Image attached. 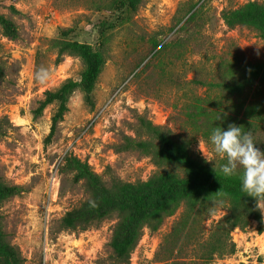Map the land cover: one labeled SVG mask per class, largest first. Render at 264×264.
<instances>
[{"label": "rangeland", "instance_id": "1", "mask_svg": "<svg viewBox=\"0 0 264 264\" xmlns=\"http://www.w3.org/2000/svg\"><path fill=\"white\" fill-rule=\"evenodd\" d=\"M113 1L0 0V13L18 29L17 37L9 38L0 28V225L23 264H119L109 245L117 212L86 227L81 220L75 228H66L61 218L97 198L90 182L74 178L73 158L87 162L106 187L114 180L145 181L166 168L155 165L149 154L122 147L125 136L147 138L138 128V116L178 139L201 128L204 111L234 118L264 109V82L244 87L240 94L206 86L236 84L243 66L264 62V40L257 30L228 27L222 15L264 0H142L127 15L115 10ZM98 24H105L107 40L93 92L95 104L87 106L76 89L46 144L55 104L37 116L33 110L46 90L67 78L79 80L83 69L75 55L65 54L56 64L54 41L62 28H71L69 38L95 44ZM156 33L163 50L152 49ZM152 58L153 64L145 67ZM197 80L205 84L193 82ZM194 138V151L217 165L212 145L201 135ZM227 207L224 198L214 213L198 222L196 240L207 239ZM182 210L165 217L156 230L144 226L126 264H264V228L259 234L254 224L231 232L233 254L203 260L180 258L174 250L166 258V242L172 240ZM262 216L264 221V212Z\"/></svg>", "mask_w": 264, "mask_h": 264}, {"label": "trees", "instance_id": "2", "mask_svg": "<svg viewBox=\"0 0 264 264\" xmlns=\"http://www.w3.org/2000/svg\"><path fill=\"white\" fill-rule=\"evenodd\" d=\"M141 2L142 0H114L112 5L115 10L127 15L134 13ZM11 9L16 11L13 6ZM222 15L228 27L251 26L264 40V2L251 1L234 9L224 10ZM192 18L193 16H190L188 20ZM104 25L96 26L99 28V41L95 44L69 38L71 28H62L59 37L54 41L57 48L56 64L65 54L75 55L80 58L83 69L79 80L67 78L58 87L46 90L44 97L33 110L34 116H37L46 106L55 104L50 130L44 140L46 144L55 134L57 124L68 110V100L76 89L82 92L87 106L92 108L95 104L93 92L105 63L104 47L107 37ZM109 27H112V24ZM0 28L9 38L18 35L16 24L3 13H0ZM157 35L156 33L153 36L152 49L158 47L163 50L165 45H161ZM153 58L145 67L153 64L155 59ZM239 76L240 81L236 84L207 82L206 86L222 90L226 94H240L244 87L264 82V62L243 66ZM193 82L205 84L201 80ZM200 121V129H190L175 139L168 131L153 124L148 118L138 116V128L147 138L135 140L125 136L122 147L138 149L149 154L155 165L166 166L145 181L131 183L114 180L110 187H106L87 162L73 158L71 165L75 169L74 178L90 182L96 189L97 198L83 203L78 209L67 211L61 218L62 225L66 228H75L79 221L84 220L83 227H86L112 212H117L118 218L109 245L113 261L119 264L129 262L130 254L137 245L144 226L151 230L158 229L165 217L174 214L182 206L180 220L172 231L175 238L170 235L172 240L166 242L164 239L160 245V249H163L165 242L166 246L169 245L164 249L166 258L172 257L174 250H177L176 255L180 258L196 257L209 260L215 256L230 255L235 252V243L231 239V232L234 229L244 230L254 224L256 232L262 233L264 228L262 212L257 207L256 199L241 191L240 175L225 177L219 171L220 164L225 161L218 159V164L215 165L211 160L196 153L193 145L196 142L194 135H201L204 141L210 144L209 137L214 128L221 127L226 130L230 124H235L243 131L250 132L257 142L254 146L264 152V109L260 106L234 118L204 111ZM238 171L242 173V169ZM224 198L228 200L227 212L216 222L206 240L200 242V236L196 240V235L199 234L196 230L198 222L214 213ZM180 237H183V240H178ZM194 242L199 243L197 249L191 248ZM189 263L177 260L171 264ZM0 264H23L19 252L6 241L1 225Z\"/></svg>", "mask_w": 264, "mask_h": 264}, {"label": "clouds", "instance_id": "3", "mask_svg": "<svg viewBox=\"0 0 264 264\" xmlns=\"http://www.w3.org/2000/svg\"><path fill=\"white\" fill-rule=\"evenodd\" d=\"M209 141L215 157L225 161L220 164V173L225 177L240 175L241 191L254 197L264 212V152L254 146L257 142L252 134L230 124L226 130L214 128Z\"/></svg>", "mask_w": 264, "mask_h": 264}]
</instances>
